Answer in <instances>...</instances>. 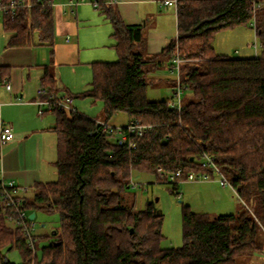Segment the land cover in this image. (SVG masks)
<instances>
[{
	"label": "trees",
	"instance_id": "1",
	"mask_svg": "<svg viewBox=\"0 0 264 264\" xmlns=\"http://www.w3.org/2000/svg\"><path fill=\"white\" fill-rule=\"evenodd\" d=\"M21 1L33 5L3 19L12 34L8 45H52L56 0ZM177 1L176 37L160 52L146 54L144 24H127L116 3L100 0L118 58L93 62L91 88L76 96L101 100L105 120L78 110L54 111L49 129L57 135L58 178L36 182L33 196L23 197L29 220L33 211H57L61 228L35 234V247L49 241L39 258L0 200V262L16 249L24 264H238L240 257L264 250V55L229 56L213 45L216 33L241 25L254 26L264 44V0ZM166 62L177 73L173 87L192 90L180 108L169 104L177 100L175 93L171 99L147 97L149 75ZM41 86L57 94L48 71ZM118 112L153 128L120 143L99 123ZM205 154L214 157L245 206L210 215L183 204V243L163 248V213L153 202L145 209L134 200L126 205L131 172L156 173L161 166L167 174L179 168L184 175L212 173L203 165ZM167 183L178 194L180 183Z\"/></svg>",
	"mask_w": 264,
	"mask_h": 264
},
{
	"label": "crops",
	"instance_id": "2",
	"mask_svg": "<svg viewBox=\"0 0 264 264\" xmlns=\"http://www.w3.org/2000/svg\"><path fill=\"white\" fill-rule=\"evenodd\" d=\"M67 1L56 0L53 4L52 45L38 41L27 46L8 45L12 34L4 28L3 20L0 23V126L6 123L14 130L13 139L4 148L1 147L0 176L3 175L6 180H15L18 186L27 189L38 181L56 180L58 173L54 164L57 158V135L49 129L55 124L56 115L46 112L41 117L36 103L40 97L38 88L46 71L56 79L57 94H71L75 88L66 86L60 74L62 67L59 65L65 62V57L76 59L78 63L88 62L92 70L93 62L114 61L118 56L115 47H108V44L113 46L115 41L111 37L113 27L102 12L103 7L82 3L72 9ZM162 1L118 0L115 5L127 24H144L146 54L160 52L177 35V8L173 5L164 6ZM258 38L252 46L247 32L236 35L240 46L239 51L235 49L237 55L228 53L221 43L219 53L235 57L264 55V44ZM165 66L168 71L175 73L167 62L162 67ZM6 81L11 83V90L7 89ZM89 82L86 90L91 88L92 73ZM18 97L22 101H18ZM93 118L105 120L104 113L102 117ZM9 263L8 259L0 262Z\"/></svg>",
	"mask_w": 264,
	"mask_h": 264
},
{
	"label": "rangeland",
	"instance_id": "3",
	"mask_svg": "<svg viewBox=\"0 0 264 264\" xmlns=\"http://www.w3.org/2000/svg\"><path fill=\"white\" fill-rule=\"evenodd\" d=\"M2 20L3 18H0V23H2ZM245 32L248 33L249 42L253 46V42L258 38L255 27L241 25L216 33L213 42L215 51L217 53L221 51L219 48V43H221L227 48L228 53L237 55L235 49L239 51L240 46L237 44L236 35L240 36V34ZM252 32H254L253 37ZM222 36L226 37L221 38ZM237 38L240 40L239 37ZM108 47L109 49H113L114 46L108 44ZM68 57H65V62L58 63L62 67L60 72L62 82L66 86L71 85L75 88L69 94L74 95V100L77 103H75V106L78 107L79 111L87 115L102 117L103 102L101 100L96 101L91 96H76L84 92L89 85L88 83H90L89 81H91V65L88 62L78 63L76 59L71 60ZM149 77L150 82L147 86V97L150 100L176 97L174 96L176 88L173 87V81H171V79L177 78L176 72L168 71L167 66H165L159 69L157 73H151ZM191 95L192 90L184 88L181 98L185 100ZM47 113L54 114V112L50 111ZM40 116L42 117V115ZM128 119L126 112H118L108 121L111 126L122 127L127 125L129 122ZM1 146L4 148L5 144ZM130 181L131 187L125 193L126 205H132L134 200L136 208L145 209L149 202H153L155 208L164 215L162 224L164 237L161 241V247L163 248L177 247L183 243V204L190 205L191 209L195 212H207L210 215L237 213L245 206V202L239 197L231 185L222 186L220 184V176L218 174H215L209 180L183 181L179 184V188L176 191L178 194L172 191V184L159 179L157 173L134 169L131 172ZM25 194L28 197H32L34 194L33 187H29ZM32 222L35 226L34 230L36 235L47 232L51 233L53 230H60L61 228L60 214L57 211L48 212L45 210H37ZM48 242V240H41L38 248L35 247L39 258L42 257L43 246L48 244ZM7 259L10 260L9 264H24L20 252L16 249L8 252ZM238 264H264V250L258 251L247 258L240 257Z\"/></svg>",
	"mask_w": 264,
	"mask_h": 264
},
{
	"label": "built area",
	"instance_id": "4",
	"mask_svg": "<svg viewBox=\"0 0 264 264\" xmlns=\"http://www.w3.org/2000/svg\"><path fill=\"white\" fill-rule=\"evenodd\" d=\"M109 4H115L118 0H104ZM82 3H90L95 7H100V0H68L67 5H69L72 9L77 7ZM164 6L173 5L177 8L178 1L177 0H164L161 2ZM33 3L31 2H23L21 0H0V18L11 17L13 18L16 14V10L19 7H31ZM75 12V11H74ZM179 61V60H178ZM177 71L178 67L176 68ZM6 80V79H5ZM6 87L8 90L12 89V85L10 82L6 81ZM38 92L40 97L36 100V103L39 105L38 113L40 115H44L46 112H54L55 110H66L69 112H76L78 109L74 104V96L73 95H59L55 92H48L45 90L43 86H39ZM183 88L180 83H178L177 90L175 91V95L177 96V100H170L169 104L172 106H178L180 108V99L182 96ZM18 101H22L21 97H18ZM102 124V131L113 133L112 137L116 141L120 143H124L128 141V137L132 134H136L138 137H143L144 134L153 128V125L146 124L141 122L139 119L131 120L127 125L122 127L111 126L106 121H99ZM14 137V130L11 125L2 123L0 126V144L4 145L8 141L12 140ZM130 146L135 147L136 144L134 141L130 142ZM203 165L211 166L212 173L208 171H195L190 170L187 174L184 175V172L181 168H179L175 173L167 174L166 171L158 166L156 168V173L159 179L165 182H178L181 183L183 181H202L209 180L215 174L220 176V184L222 186L231 185L228 177L220 170V168L214 162V157L205 154L203 159ZM232 186V185H231ZM27 192V188L18 186L15 180H6L4 176H0V200L3 201L6 206L9 207L11 211L10 220L17 226H20L23 229L24 236L27 239V242L30 246L35 249V230L34 223L32 220H29L28 214L25 208V198L24 194ZM30 264V263H25Z\"/></svg>",
	"mask_w": 264,
	"mask_h": 264
},
{
	"label": "water",
	"instance_id": "5",
	"mask_svg": "<svg viewBox=\"0 0 264 264\" xmlns=\"http://www.w3.org/2000/svg\"><path fill=\"white\" fill-rule=\"evenodd\" d=\"M35 215H36V213L33 211L31 214H30V219H34V217H35ZM131 232H134V229L133 228H131V230H130Z\"/></svg>",
	"mask_w": 264,
	"mask_h": 264
}]
</instances>
